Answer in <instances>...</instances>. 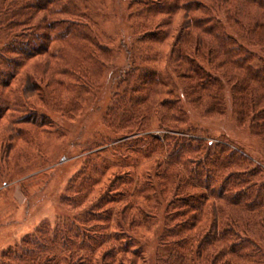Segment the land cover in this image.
Here are the masks:
<instances>
[{
  "label": "rangeland",
  "instance_id": "374dc122",
  "mask_svg": "<svg viewBox=\"0 0 264 264\" xmlns=\"http://www.w3.org/2000/svg\"><path fill=\"white\" fill-rule=\"evenodd\" d=\"M12 1L14 11L18 8L14 0H6L5 5ZM174 2L72 0L75 8H71L80 17L56 10L51 14L40 11L17 27L15 33L28 39L33 38L35 28L46 17L60 24L55 29L39 28L37 34L47 33L50 39L17 70L0 77V260L4 252L18 251L22 240L41 226L56 229L62 221L89 209L110 187L119 203L114 220L121 223L126 235L134 236L141 248L143 257L136 264H161L159 258L167 261L170 256L175 264L174 247L167 242L165 231L172 226L168 217H181L173 213L175 207L169 204L179 181L182 183V166L166 167L161 151L149 150V143H156L150 135L160 138L161 145L166 135L176 143L189 139L188 149L194 150V157L210 153L211 161L219 157L222 149L230 169L245 170L242 180L251 179L258 186L264 182V131L257 120L254 125L251 120L257 102L242 103L235 84L225 75L229 68L241 80H247L246 69L226 63L221 68L216 63L209 64L202 59L193 35L186 43L178 40L184 12L173 9ZM161 7L164 11L169 8L172 14H166ZM249 8L259 14L264 10ZM10 18L11 13L0 16V61L7 57L15 60L13 54L2 49L10 43V37L3 34L7 30L4 21ZM219 19L225 32L251 52L252 58L247 57L245 66L260 68L264 47L234 35L236 25L229 23L225 15H219ZM166 20L168 23H163ZM159 26L160 34H156ZM209 42L218 52L209 45L203 46V51L214 50L220 54L218 62L225 61L227 55L219 41L208 37ZM179 46L197 57L206 74L219 75L221 90L215 84L206 88V75L202 77L189 69L175 52ZM149 72H154L158 80L151 82L155 77ZM189 72L192 78L185 77L184 73ZM187 83L200 86L198 101L187 97ZM254 91L257 94L252 95L257 99L264 89L256 84ZM17 98L20 101L16 105ZM168 99L178 102L168 113L169 119L182 120L173 123L176 129L171 131L162 128L158 114V104ZM4 100L13 105L2 109ZM145 114L149 118L143 125L146 131L124 134L133 121L141 120ZM31 116L47 122L40 125ZM190 166L196 167V163ZM165 168L168 174L161 175ZM183 171L190 191H200V181L208 183L206 172L197 178L191 175L192 170ZM118 173L131 174L133 178L124 184L116 179ZM166 175L170 177L162 178ZM125 188L127 195L120 197ZM87 192L81 206L69 204V199ZM214 201L220 203L210 195L203 207L186 213L198 217L184 235L200 233L211 223ZM232 211L244 220L250 219L251 214L241 208ZM194 246L189 241L180 250L189 255ZM188 263L194 264L192 260Z\"/></svg>",
  "mask_w": 264,
  "mask_h": 264
},
{
  "label": "trees",
  "instance_id": "16d2710c",
  "mask_svg": "<svg viewBox=\"0 0 264 264\" xmlns=\"http://www.w3.org/2000/svg\"><path fill=\"white\" fill-rule=\"evenodd\" d=\"M5 1L0 0V16L4 12L11 13V18L4 21L7 34L3 33L7 39L10 37V43L2 49L7 54H13L15 60L9 61L7 58L10 59L11 57H7L4 58L5 61H0L2 68L0 69V77L7 73L10 74L9 72L12 70H17L18 65L24 63L28 57L37 52L36 49L39 50L50 39L47 33L37 34L39 28L48 30L60 26V24L55 23V20H49L46 17L45 22H41L39 24L41 26L35 28L33 38L26 39L22 33H15L22 22L31 20L40 11L51 14L56 10L73 17H80L71 8V6L75 8L72 0H14L15 4H18V8L14 11L12 8L13 1L9 6L5 5ZM169 1L159 0L160 4H166ZM171 5L168 7L170 8ZM173 5V9H180L184 12L178 40L182 39V43H186L193 35L196 38L197 49L201 51L202 59H206L209 64L216 63L221 68L226 63L229 66H239L246 69L247 80H241L240 76L228 67V71L225 70V75L235 84L241 96L244 93L242 97L240 96L242 103L257 102L253 105L251 120L253 125L257 120L258 127L264 131V91L257 95V99L252 95L253 92H256L254 91L256 84H260L264 89V63L258 69L246 67L247 57L252 58L251 52L246 48L247 51L244 50L242 46L241 48L240 44L225 32L222 21L219 19V15H225L229 23L236 25L233 31L234 35H238L247 43L264 47V0H175ZM249 7L263 11L259 14L256 9ZM169 8L164 11L161 7L160 10L166 14H172L173 11ZM164 22L168 23L167 20ZM70 28L67 27L68 30ZM156 30V34H160L161 27L159 26ZM151 36L155 38L153 34ZM208 37L219 41L222 48L225 49L227 55L225 61L220 59V63L218 62L220 54L217 53L218 51L213 47L212 42L207 43ZM38 38L43 39V41H37ZM205 45L212 46L217 52L214 50L203 51ZM238 45L239 47H237ZM5 52L1 53L5 55ZM175 52L180 54L181 59L193 72H197L202 77L206 75L207 83H209L206 85L207 89L215 84L218 85V90H221L219 75L206 74L205 66L197 62V57L186 53L184 49H180V46L175 48ZM184 74L185 77L192 78L193 73ZM148 75L155 77L154 80H150L151 82L158 80V76L154 72H149ZM209 85L211 86L208 87ZM184 88L190 101L196 102L200 99L201 96L196 95L197 91L200 90L199 85L187 83L184 84ZM147 96L143 99H146ZM19 101L17 98L16 105ZM2 102V109L13 105L10 100ZM176 105L178 102L171 99L158 104L161 110L158 114L162 117L160 120L162 128H166L168 131L176 129L172 126L173 123H181L182 121L169 119L168 113L175 109ZM10 109L17 111L14 107ZM176 110L181 113L180 109L177 108ZM30 118L40 125L47 122L46 119L43 120L39 116H31ZM148 121V115L145 114L141 120L133 121L128 129H125L126 133L123 132L129 135L146 131L143 125ZM259 122L261 123L259 124ZM147 133L149 134L148 129ZM150 137H153L156 143H149V150L161 151L166 167L182 166V171L179 173V179L182 183L179 181V186L173 195L174 199L169 204L170 207H175L173 213L181 217H168V224L172 226L165 231L167 242L174 247L172 259H176L175 264H189V260H192L194 264H264V182L258 186V182L251 179L242 180L246 173L245 170L230 169V166L226 165V154H222V149L219 151V157L215 161H211L209 160L210 153L207 157H194V150L188 149L190 146L189 139H183L182 143H176L169 135H166L164 144L161 145L159 143L160 138L153 135ZM198 149L204 148L199 147ZM241 157L245 158L242 155ZM194 162L196 167L192 168L190 163ZM183 170H192L191 175L197 178L204 176V172H206L208 183L200 181L197 185L201 192L188 190L185 180L186 172ZM165 174H168L167 168L161 173V175ZM254 174L255 172L251 175ZM163 177L169 178L170 176ZM132 178L131 174L118 173L116 176V179L124 184H129L128 179ZM113 191L114 188H107L89 209L73 215V219L62 221L56 229L51 230L49 227L41 226L34 234L22 240L21 244L18 245V251L8 250L4 252L0 264H136L137 259L143 257L142 251L135 243L134 236L126 235L121 223L114 220V211L119 203L113 195ZM127 193L128 190L125 188L120 197H125ZM88 194L87 192L83 196L76 195L75 198L69 199V204L73 207L81 206L86 201ZM210 195L220 202L218 204L214 201L212 205L211 223L203 228L200 233L197 232L191 236L184 235V232L187 231L186 228L191 229L198 217L197 214L187 216L186 213L190 209L199 210ZM237 207L249 212L251 214L250 219L244 220L243 216L235 215L232 210ZM125 209L123 208V210ZM179 219L181 220L179 221ZM189 241H192L195 246L194 248L191 247L190 253L187 255L180 248L188 245ZM159 262L172 264L171 256L167 261L159 258Z\"/></svg>",
  "mask_w": 264,
  "mask_h": 264
}]
</instances>
